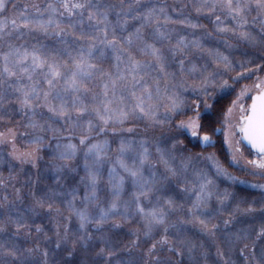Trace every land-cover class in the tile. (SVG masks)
<instances>
[{
  "label": "snow or ice",
  "instance_id": "snow-or-ice-1",
  "mask_svg": "<svg viewBox=\"0 0 264 264\" xmlns=\"http://www.w3.org/2000/svg\"><path fill=\"white\" fill-rule=\"evenodd\" d=\"M192 8L198 15L208 13L215 17L216 33L230 32L236 40L253 49L259 48L260 55L249 59L247 66L241 63L239 68L252 71L254 66L264 72V0H200ZM113 14L115 21L111 19ZM161 17L165 24L178 23L189 29L203 27L194 23L190 15L174 19L164 6L142 4L140 0L127 3L120 0L119 4L105 0H48L43 5H18L11 0H0V44L5 49L0 50V120L12 124L8 105L17 104L18 109L12 111L20 115L18 126L24 129L20 132L16 125L6 124L5 130L0 131V145L11 146L8 155L20 166L33 168H38L44 149H51L50 167L54 169L58 186L46 188L42 195L30 192L33 204L17 209L16 214L11 204L0 203L3 209L0 211V264H73L69 258L78 248L85 252L91 248L94 234L89 231V225H94L95 231L101 234L99 238L104 246L95 253L96 259H85L80 264H185V257L187 264H201L196 256L198 248L207 264L204 245L183 235V225L189 223H198L199 231L213 241L218 232L223 233L224 242L229 245L250 241L244 244L245 249L250 248L246 264H264V208L258 228L255 217L246 222L247 227H238V223H245L238 221V215L249 216L254 207L237 204L230 209L227 202L231 194L227 189L221 193L208 173L197 167L199 157L181 156L177 163V144L183 142L178 137L166 138L175 140L171 148L156 142L154 156L146 135L138 140L122 135L136 133L138 122L143 123L145 134L164 125L172 130L173 118L184 115L187 119L174 125L176 132L190 133L206 146L213 145L212 137L221 133L234 164H239L241 145L246 141L256 156L248 159L246 166H250L251 175L264 177V76L254 72L253 83L244 84L229 105L220 107L219 128L212 127L211 123L202 124L201 105L212 111L220 106L217 89L227 94L241 79H252V76H245L241 71L224 79L236 67L230 54L205 46L203 41L213 33L196 38L193 32L192 39L181 35L172 44L171 32L162 30ZM129 20L138 21L139 27L133 26L134 31H129ZM257 26L258 31H254ZM149 27L152 30L145 31ZM26 37L33 41L30 46ZM98 45L115 54V71L106 70L99 63L97 52L103 57L104 51ZM226 47L230 49L233 45L226 42ZM138 55L143 59H138ZM189 89L197 94L190 109L194 115H188L182 96ZM245 97L251 99L249 107L242 103ZM109 132L120 137L114 162L109 156L108 141L98 139ZM77 134L79 143H71ZM21 137L25 138L23 146L17 147ZM61 140L67 142L61 143ZM82 149L84 175L79 177V183L84 185L85 193L81 206L77 207L79 188L68 186L64 190L61 181L67 180L69 173L79 174L78 156ZM204 160L212 162L217 176L237 182L215 153L205 156ZM106 162H112V167L102 188ZM159 166L163 167L162 172ZM190 175L194 179H189ZM16 178L10 172L7 180L0 178V187H8ZM128 184L133 189L131 199L124 200ZM181 185L185 195L191 193L187 196V208L178 203L183 198L177 192ZM252 187L264 190V185ZM15 191L16 199L22 201L20 189ZM61 196L71 197L66 202L69 219L75 216L79 221L76 232L66 226L62 229L59 222L56 224L55 249H62L66 257L56 259L54 251L47 247L41 250L39 244L32 248L18 245L13 235L21 231L28 235L45 231L42 226L29 223L28 214L39 215L37 210L45 207L51 214L53 201ZM214 199L219 207L213 205ZM144 200L150 205L147 209ZM4 201H8V196ZM93 206L95 212L89 210ZM225 212L226 219L213 223ZM56 215L62 216L61 209H56ZM133 215L143 220V236L150 246L140 260L125 261L104 235V226L111 222L112 228H120L116 218L130 220ZM13 227L15 232L11 233ZM133 235L137 236L133 246L139 247V235ZM160 252L171 255L161 259Z\"/></svg>",
  "mask_w": 264,
  "mask_h": 264
},
{
  "label": "rangeland",
  "instance_id": "rangeland-1",
  "mask_svg": "<svg viewBox=\"0 0 264 264\" xmlns=\"http://www.w3.org/2000/svg\"><path fill=\"white\" fill-rule=\"evenodd\" d=\"M11 2H14L18 5H31V4H45L48 2V0H11ZM107 3H113V4H119L120 0H105ZM125 2H130V0H125ZM142 4H152L156 6H164L166 8V12L168 15L172 16L174 19H183L184 16H189L192 19L194 23H198L202 25L203 27L197 28V29H189L185 28L183 25L178 23H167L165 24L163 18L160 19V24L162 25L163 31L171 32V38H172V44H175L176 39L181 35H188L189 39H192L193 37L190 35V33L195 32L196 38H199L201 35H206L207 33H213L212 36L207 37L203 42L206 47H215L219 48L220 51L224 52L225 54H230V58L233 61L234 66L236 67V71H233L227 75H225L223 78L228 79L230 76H236L238 72L244 71L239 68V65L241 63H245L247 66V61L249 59L256 58L260 55L259 48L253 49L249 45L245 44L242 41L236 40L235 37L232 36V33H216L215 32V17L211 16L208 13L203 14H197L195 10L192 8V4L194 2L198 3L200 0H140ZM184 5H187V7H184ZM9 14L12 12L11 3H9ZM113 21H115V14L111 17ZM251 19V17L249 18ZM155 25V22L153 23V26ZM139 27L138 21H132L129 20V31H134V27ZM249 27H252L249 25ZM152 30V27H149L145 31L150 32ZM174 30V31H173ZM254 31H258V26L253 29ZM119 34V32H118ZM123 36L126 38L127 33H123ZM26 39L29 40V46L33 42L31 38L26 37ZM226 42L233 45L232 48L226 47ZM18 43H23V41H19ZM101 50L104 51L103 57H101L100 52H97V57L99 58V63L105 65L106 70L115 71V54L112 53L110 49L104 50L103 46H99ZM165 51H167L168 45L165 44ZM0 50H5L4 46L0 44ZM138 59H143L142 56H137ZM257 62H259L257 60ZM214 67V65H213ZM175 70V69H173ZM223 71V69H220ZM259 74L264 76V72L256 69L254 66L252 67V71H244L245 76H252V79H241L240 83L235 86L234 90H229V92L232 93V100L236 98V95L239 93L240 88L243 87L244 84H252L253 80L255 79V76L253 73ZM228 92V93H229ZM226 93L220 92L218 89L216 90V95L221 96ZM182 96L186 101V111L188 113H192L191 115H194V113L190 110L194 107V102L197 99V94L193 92L191 89H189L186 92H182ZM231 100V101H232ZM250 98L245 97L242 103L245 107H248ZM212 103V101H209ZM17 104H11L8 105V111L9 115L12 117V124H8L7 120H0V131L5 130V125L8 124V126L16 125L18 127V130L20 132H23V128H19L18 122L21 121V117L18 113L13 112L12 109H18ZM200 109L203 111H208V109H205L203 105H201ZM161 116L164 115V109L163 107L160 110ZM236 115H239V112L237 110ZM184 115H181L179 117H183ZM174 117L173 119H175ZM187 119V118H186ZM131 126V125H129ZM57 127H60V125H57ZM221 134V133H220ZM65 135H67L65 133ZM79 136V134H77ZM123 137L130 139V140H138L142 138L144 135L147 136V138L150 141V149L153 152V155L155 156V144L156 142H161V146L165 148H171L172 143H175V140H167L168 137H178L181 140L180 133L176 132L174 129L170 130L168 125L164 126H158L155 129L149 130L147 134L143 133V123L138 122V127L136 128V133L130 134V133H123ZM184 135H188V137L192 140V142H199L201 145L204 146L202 142H200L197 138H193L190 136V133H186ZM203 135V134H201ZM222 135V134H221ZM49 136H51V133H49ZM23 137L18 139L17 147H22L24 143ZM100 140H107L110 149H109V156L111 157V160L114 162L116 157V149L119 144V136H113L111 132H109L106 136L98 137ZM61 143H65L67 141L61 140ZM93 143L96 142V139H93ZM71 143L78 144L79 141L77 139H72ZM222 143H223V135H222ZM53 148L55 147V142H53ZM225 151L228 154V160L229 163L238 171L241 172V175H238L230 170H228L220 161L223 168L227 170L231 176L237 178V182L233 183L231 180L226 178L225 176H217L215 167H213L212 162L208 160H204V157L215 153V152H201V153H188L185 150L184 143L177 144V151L176 155L178 157L177 163H179V157L181 156H194L199 157V160L197 162V167L202 168L205 172L208 173L209 178L213 179L218 186V190L223 193L225 189L228 190V192L231 194V199L227 202L230 205L231 208H235L237 204H240L241 207H248L252 206L254 207L255 211L251 213L249 216H243L238 215V221H245V223H238V227H247V221L251 220L253 217H255L256 221V227H259V218L261 216V209L264 208V190L260 188H253L252 185H264V177H261L259 175H251L250 174V166H246V161L248 159H256V156L247 157L243 153V146L241 145V153L242 156L240 158L239 164L232 163L231 154L229 153L227 149V145L223 144ZM11 151L10 145H0V178L7 180L9 178L10 172L15 175L17 178L10 181V184L8 187H0V203L2 204H11L13 214H16V210L20 209H26L29 205L33 204L32 196L30 195V192L35 191L38 194H43L45 190L44 182L47 183L48 187H56L54 180V169L50 167L52 163L51 159V149L46 148L44 149V152L41 154L43 156V159L39 161L38 168H33L31 165H23L20 166L18 162L15 160H12V158L8 155V153ZM83 151L82 149L80 155L78 156L79 163H82L83 165ZM15 165V167H13ZM23 167V171H20V168ZM112 167V162H106L103 174H104V181L102 182V188L106 186L107 181V171L109 168ZM160 171H163V167L159 166ZM83 167L82 172L79 171L78 176H83ZM51 177V178H50ZM53 178V179H52ZM189 179H194L190 175ZM53 180V181H52ZM70 184H68L67 180H62L61 184L65 186L64 190H67L66 188L68 186L72 187H78L79 193L77 195L81 198L85 193L84 185L79 183V178L71 177L68 179ZM77 180V181H76ZM239 181H245V183H239ZM43 182V183H42ZM11 185H15V188L20 189V196L23 197V200H17L16 199V191L15 188H13ZM68 185V186H66ZM58 187V186H57ZM183 185H181L180 189H177V192H179L180 197H183L182 199H178V203H183L185 205V208L188 207V198L187 196L191 195V193L185 195L182 191ZM131 185H126V191L125 195L123 197L124 200H130L131 199V192H132ZM173 194V193H170ZM103 197V193H101ZM175 195V194H173ZM8 196V201H4V197ZM67 199H71V197H57L53 201V209L51 214H49V211L47 207L43 209H38L39 215H32L28 214V221L29 223L40 225V221L38 218L41 217H47L48 221L51 222L50 231L47 234L45 238H40L39 235H33L31 237L30 241H23L22 237L19 238L17 235H13L12 239L15 240V242L20 245L23 248H32L36 244H39L41 250L42 245L45 243H48V241L56 240L55 237V231H56V224L59 222L61 224V228L68 227L72 232L75 230L77 231L79 229V221L75 216H72L69 219V212L67 210ZM81 200H79V204L77 207L81 206L80 203ZM146 209L150 207L147 200L143 201ZM213 205L215 207H219L216 200H213ZM61 209L62 216L56 215V209ZM229 209V210H230ZM3 209H0L2 211ZM92 212H95L94 206L89 209ZM179 215V214H178ZM181 219L183 216L180 217ZM227 218V212L223 216H217L215 220H213V223H219L223 219ZM173 219H176V216L173 217ZM116 222L121 223L120 228H116V230L120 233L118 235V238L110 239L111 246H114L121 258H123L125 261H138L143 256V253L147 251V248L150 246V242H146L145 237L143 236V220L138 215H133L130 220H124L121 221L119 218H116ZM110 226L107 225V227L112 228V223H108ZM41 226V225H40ZM183 228L185 229L183 235L187 237L190 240H193L198 245L203 244L204 248L207 250V264H246L245 257L249 255L250 248L245 249L244 244L247 242L250 244V241H237L233 245H229L224 242V235L222 232L217 233V237L213 241L212 238L208 237L207 235L202 234L199 231V224H185L183 225ZM11 233L15 232V228L10 229ZM22 233V231H21ZM133 233H138L139 235V247H134L133 242L137 241V236L133 235ZM174 234V233H173ZM159 239V236L156 237ZM44 239V240H42ZM101 247H103V243L101 242ZM219 249V253L218 250ZM241 251L243 252V255L241 254ZM201 250L198 248L196 251L197 258L201 261V264H204L203 257L200 255ZM222 253V254H221ZM161 257V259L170 256V253L167 252H160L158 253ZM185 264H187V260L185 257Z\"/></svg>",
  "mask_w": 264,
  "mask_h": 264
},
{
  "label": "trees",
  "instance_id": "trees-1",
  "mask_svg": "<svg viewBox=\"0 0 264 264\" xmlns=\"http://www.w3.org/2000/svg\"><path fill=\"white\" fill-rule=\"evenodd\" d=\"M102 66L105 68L104 64H102ZM217 98H219L221 100V103H220V106L217 107L216 111H212V110L203 111L202 109H200V114H201V117H202V121H201L202 124L207 126V125H209V123H211L212 127H214V128H219L220 127V118H221L220 107H226L227 105H229L231 103L232 93L229 92L227 94H224V95H221V96H217ZM191 114L192 113H188V115H191ZM186 118H187V116H183L182 118L181 117H176L175 119H173L174 120V125L178 124L181 119H186ZM174 125H173V129H174ZM206 130H208L209 134H211V130L210 129L206 128ZM201 134H203V133H201ZM93 136L95 137L96 134L93 133ZM73 139H77L79 141V136L77 135ZM212 139H213V142H214L213 145H211V146L204 145L203 146L199 142H192V140L188 137V135H183L181 137V141H183V143L185 145V150L188 153L215 152V154L218 156V158L220 159L222 164L228 170H230V171H232V172H234V173H236L238 175H241V172L238 171L237 169H235L229 163L228 154L225 151L223 143H222V135L220 133H216V135H214L212 137ZM242 148H243V153L247 157H251L253 155L255 156V154L250 149H248V148H246L244 146ZM82 167H83V165H82V163H80L81 172H82ZM67 175H68V179L71 178L72 176L75 177V178H79V176L75 175V174L69 173ZM68 179H67L68 184H70L71 181H69ZM43 186H45V189L46 188H55V187H53L55 185H53L51 187H48L46 182H44ZM66 186H68V185H66ZM79 200H81V195L77 197V200H76V204L77 205L79 204V202H78ZM38 220L40 221L39 222L40 225L45 230L44 233L37 234V233H35V231H33L31 235H28V234H26L25 232L22 231V233L17 235V237L18 236H19V238L22 237V240L24 239L23 241H30L31 237L33 235H39L40 238H45L47 236V234L49 233V231L51 230L50 227H51L52 224H51V222L48 221L47 217H41V218H38ZM107 225L110 226L109 224H106L104 226V228L106 229V232L104 233V235L107 236L110 239L118 238L117 236L120 235V233L116 230V228H110V227H107ZM88 229H89L90 232H92L94 234V239L91 242V248L87 252H85L84 250L78 248L77 251L75 252L74 256L69 258V259L72 260L73 264H80V261L85 260V259H87V260L96 259L95 253L99 251V248L102 245L101 244V240L99 238L101 234L95 231V226L94 225H89ZM74 232H76V230ZM45 233H46V235H45ZM42 240H44V239H42ZM45 247H47L50 251H54L56 253V255H55L56 259H60L62 257H66V253H64V251L62 249H59V250L55 249V240L48 241V243H45V244L42 245V249H44Z\"/></svg>",
  "mask_w": 264,
  "mask_h": 264
},
{
  "label": "water",
  "instance_id": "water-1",
  "mask_svg": "<svg viewBox=\"0 0 264 264\" xmlns=\"http://www.w3.org/2000/svg\"><path fill=\"white\" fill-rule=\"evenodd\" d=\"M251 105V100H250V104H249V106ZM243 145L245 146V147H247V148H249L252 152H254V150H252L251 148H250V146L247 144V142L245 141V142H243ZM255 153V152H254Z\"/></svg>",
  "mask_w": 264,
  "mask_h": 264
}]
</instances>
